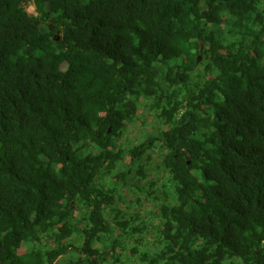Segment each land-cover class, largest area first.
<instances>
[{"label":"trees","instance_id":"trees-1","mask_svg":"<svg viewBox=\"0 0 264 264\" xmlns=\"http://www.w3.org/2000/svg\"><path fill=\"white\" fill-rule=\"evenodd\" d=\"M0 264H264V0H0Z\"/></svg>","mask_w":264,"mask_h":264},{"label":"rangeland","instance_id":"rangeland-1","mask_svg":"<svg viewBox=\"0 0 264 264\" xmlns=\"http://www.w3.org/2000/svg\"><path fill=\"white\" fill-rule=\"evenodd\" d=\"M25 5L27 6V11L29 13H32V14L37 13V6L35 5L34 2H31V3L27 2ZM45 10H46V8H44L43 11H45ZM133 130L134 129L132 128L133 133L130 134L131 140L134 141V140L142 137V134H143L142 132H144V129H138L137 128V129H135V131H133Z\"/></svg>","mask_w":264,"mask_h":264},{"label":"water","instance_id":"water-1","mask_svg":"<svg viewBox=\"0 0 264 264\" xmlns=\"http://www.w3.org/2000/svg\"><path fill=\"white\" fill-rule=\"evenodd\" d=\"M202 47H203V43H202ZM202 47H201V48H202Z\"/></svg>","mask_w":264,"mask_h":264}]
</instances>
